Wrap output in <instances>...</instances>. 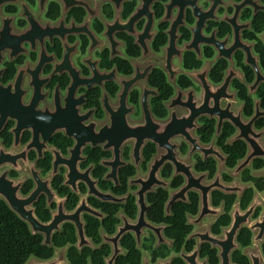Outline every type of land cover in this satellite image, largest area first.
<instances>
[{
  "label": "flooded vegetation",
  "instance_id": "flooded-vegetation-1",
  "mask_svg": "<svg viewBox=\"0 0 264 264\" xmlns=\"http://www.w3.org/2000/svg\"><path fill=\"white\" fill-rule=\"evenodd\" d=\"M263 16L264 0H0V201L30 230L12 204L43 224L57 220L52 246L34 234L44 246L55 248L68 227L76 240L42 261L66 250L71 264L74 247L103 264H264V116L240 138L230 120L219 129L216 115L190 121L188 104L203 99L204 81L217 89L229 79L230 113L247 124L264 112ZM189 60L199 67L187 69ZM174 115L197 144L183 134L155 139ZM208 122L214 133L204 142ZM227 124L234 133L223 146L245 145L234 166L219 145ZM191 177L199 186L181 194ZM159 191L164 220L197 197L184 237L150 218Z\"/></svg>",
  "mask_w": 264,
  "mask_h": 264
},
{
  "label": "trees",
  "instance_id": "trees-1",
  "mask_svg": "<svg viewBox=\"0 0 264 264\" xmlns=\"http://www.w3.org/2000/svg\"><path fill=\"white\" fill-rule=\"evenodd\" d=\"M259 29L264 30V16L259 22ZM262 53V66L264 68V48L261 50ZM191 59V58H190ZM199 65L197 62L189 60L187 61L186 68L193 69L198 68ZM222 77L221 72H217L213 75L214 80H219ZM183 87H189L188 85H184L181 83ZM263 108H264V96H263ZM165 111L163 113L161 111L156 110V114L160 117L165 116ZM214 133V127L212 123H206L204 128L200 131V135L204 142H209L212 139ZM234 133V129L230 125H226L223 130L222 137L220 139V146H223V140L228 138ZM244 144L239 142L235 144L233 147H224L225 151L231 154L229 165L234 166L236 161L241 158L244 153ZM151 151L146 150V156L150 157ZM211 169L214 170L213 167H203L200 166L199 170ZM133 174V173H132ZM128 173V175H132ZM167 174V173H166ZM168 176V175H166ZM181 184V181L175 182L174 186L178 187ZM167 193L164 191H159L158 194L154 196L153 202L154 206L150 213V218L156 222H168L172 225L170 229L169 236L171 237H184L186 234V227L184 226V222L186 221L185 214L192 213L195 214L197 210V197L192 194L190 199V205H177L174 208V218L169 220H164L163 217V206L166 201ZM219 196H216L215 202L218 203L220 201ZM76 204V198L72 199V204L70 208H73ZM132 203H129L127 206L130 209ZM230 205V203H228ZM134 209V208H132ZM88 235L90 237H95L94 232H90L88 230ZM75 234L74 230L71 227H68L65 231V234L61 236H57L54 239L55 248L63 247L69 243H75ZM43 238L40 235H34L29 229L28 225L22 222L15 214L9 211L6 207H4V202L0 201V264H26L32 258H37L40 260H49L54 256L55 248H49L44 246ZM91 256L93 258V264H103L101 258H99L96 254L89 255L88 253H84L83 255L79 254L76 248L71 247L69 251V260L71 264H87L88 257Z\"/></svg>",
  "mask_w": 264,
  "mask_h": 264
},
{
  "label": "water",
  "instance_id": "water-1",
  "mask_svg": "<svg viewBox=\"0 0 264 264\" xmlns=\"http://www.w3.org/2000/svg\"><path fill=\"white\" fill-rule=\"evenodd\" d=\"M171 46L172 47L175 46L174 41L171 42ZM258 75H259V79L264 81V77L262 76V74H261V72L259 70H258ZM203 84H204V88H205L203 99L200 100V101L196 100L195 101L196 103H194V101H188V104L190 105L191 109L194 110V112L191 113V116L189 117L190 121L194 120L195 118H197V117H199L201 115H207V114H210L211 116L216 115L219 118V126H218L219 129L221 128V126H222V124H223V122L225 120H230L234 125H236L239 128V130H240V138H241V135H242L243 130H244L243 128L246 125L252 126L253 122L257 118H259L261 116H264V112L258 111L257 115L251 121L247 122V124H246L242 120L240 115H233L232 113L229 112L231 106L233 107V103H234V100L231 101V99H233V97H228V95L226 93L228 87L230 86L229 79L222 86H220L217 89H214L212 86L209 87V85H207L205 83V81H204ZM215 91H217V93L213 94V92H215ZM226 104H227V106H226ZM223 108H224V110H223ZM176 120H177V118L174 115L172 117V120L167 125L166 133H164L165 136L162 137V138L155 137V139L157 141H159L162 145H165L166 144V142H165L166 139L169 140L170 138H172L175 135L183 134V135H185V137L189 141H191L192 144H197L196 141H193L191 139L190 135L186 131H181L180 132V131L176 130V127H177ZM190 126H191V124H190ZM141 146H142V143L140 142V144L137 147V151H136L137 154H139ZM2 157H3V155H2ZM168 158H171V160H173V162L177 166H179V164L176 162V160H174L173 157H168ZM165 159H167V158H165ZM165 159L163 158V162L165 161ZM2 162H4V160L2 161V159L0 158V164H2ZM162 163H161V161L158 162L157 167L155 168V171L160 167V165ZM178 169L180 170L179 167H178ZM155 171L153 170V174L152 175H154ZM186 173L188 175H190V172L188 170L186 171ZM152 178H153V176L151 177V179ZM144 184H146V183H144ZM194 185L199 186L198 183H196L194 181V179L191 177L190 180H189V184L181 192V194L186 192V191H188L189 189L193 188ZM73 186L75 187L74 184H73ZM143 190H145V188ZM203 190H205V189H203ZM143 192L144 191H142L140 193V195H141L140 203L141 204L143 203V198H142ZM94 194H96V195H98V196H100V197H102V198H104L106 200H112L113 199L112 197H110L108 195H102V194L98 193L97 191H95ZM34 196L35 195H33L30 198H27L25 200H21V202L24 201V202L31 203V202H33L35 200ZM178 196H179V194L178 195L174 194L172 202L176 198H178ZM1 199H4V174H3V176H0V200ZM12 206L14 207L13 210L18 213V215L21 217V219L26 221V222H28L31 225V230H32L33 234H37V233L43 234L45 236L44 244L48 245V246H52V234L56 230H58V228L56 227L57 220L54 219L49 224H43L34 216V214L32 212L24 214V213H21L22 210L20 209V207H18L17 204H12ZM80 207L78 208L79 210L77 209L78 211L76 210V213H78L81 210L86 208L85 205H83L81 208ZM78 229H79V231H78L79 233L78 234H79V237H80L79 248L81 249L82 246L86 243V238H85V233H84L83 227H81V228L78 227ZM65 252H66V250L58 251L57 252V256L54 259L50 260V261H42V260H39L37 258H32L26 264H68L67 258L65 256Z\"/></svg>",
  "mask_w": 264,
  "mask_h": 264
}]
</instances>
